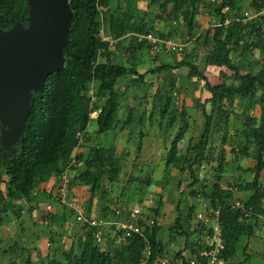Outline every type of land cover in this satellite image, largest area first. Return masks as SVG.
Listing matches in <instances>:
<instances>
[{
    "label": "trees",
    "instance_id": "obj_1",
    "mask_svg": "<svg viewBox=\"0 0 264 264\" xmlns=\"http://www.w3.org/2000/svg\"><path fill=\"white\" fill-rule=\"evenodd\" d=\"M117 1V8L111 9V0H69L72 20L69 37L62 51L64 66L49 75L44 88L34 94L20 147L14 152L0 147V185H4V193L0 190V207L8 200L10 205L18 197L26 203L33 201L35 190L49 182H51L50 187L55 189L60 182L61 175L73 160L80 146V139L86 136L91 122L95 123L96 135L114 131L121 105V96L116 89V84L121 78L134 76L143 82L148 73L154 75L161 71L172 72L181 67H187L188 78L203 82L211 96L200 105L202 116L205 119L204 131L200 139L187 149L186 155L182 158L178 155L177 144L186 134L189 122L184 108L179 115L182 126L171 144L166 167L182 166V170L188 171L191 183L179 191L180 199L175 206L177 218L170 225V230L174 234L185 236V247L190 248L198 261L205 260L203 247L194 246L195 244L189 239L190 234L184 230L185 224L190 221L195 211L194 207H190L187 214L181 210V197L186 191L184 189L190 187L192 188L190 195L193 198L208 200L210 211L218 210V223L224 243V250L219 256L221 262L242 264L236 261L237 248L245 238L246 245L242 249L245 254L249 240L254 237L261 217H264V186L260 178V173L264 168V117L261 116L260 120L249 118L247 127L245 125V129L240 134L244 145L238 149V155L240 157L253 156L257 162L255 168L251 170L253 179L250 182L235 183L232 186L229 183L225 184L220 174L214 178V181H201L196 175L195 167L206 159L204 154L206 142L214 126L213 115L223 113L224 123L226 124L228 120L229 115L221 112L223 107L221 104L217 106V100L232 97L253 99L258 91L264 92V74L241 73L233 64L230 56L231 45L239 47L240 43L245 45L244 53L253 50L264 54V14L260 15L264 10V0L251 1L250 8L259 20L246 23L242 20L230 19L231 12L236 10L235 0H143L147 1L148 5L159 9L160 13L164 14L169 10V16L174 21H179L181 18L188 29L189 36L192 35L194 20L199 15L200 9L205 8L209 11V15L218 20L213 27L212 36L208 31L196 39L197 43L204 39L206 44L208 42L213 44L214 48L210 55L212 66L231 72L233 84L223 82L215 85L199 70L197 65L185 59L175 64H162L143 74L137 71L136 64L125 66L111 62L110 45L101 40V35L116 39L128 33L141 35L153 30L152 27H147L150 22L142 17L133 18L125 14L122 17L119 16L118 10L123 2L130 3L136 0ZM28 12L26 0H2L0 2V28L8 30L15 23L25 25ZM229 19L230 22L226 24ZM145 47L149 50L145 42H137L134 37L129 42L127 51L130 57L136 59L138 52ZM92 82L97 84L95 89L97 102L94 108L98 111L93 118L90 117L92 110L90 98L87 95ZM157 97L162 120L167 116L169 98L164 95H157ZM207 105L211 107L210 113L206 111ZM132 113V111L129 112L123 126H128L134 121ZM138 116L137 123L141 120L142 114ZM258 121L260 126L255 130L253 125ZM1 128L0 124V130ZM251 146L255 151L253 154L250 153ZM138 149L140 150V146ZM83 158L84 170L77 173L74 178H69L67 186L69 195L72 190L75 196L76 190L83 191L85 188L89 189L90 186L94 190H99L104 188L103 183L108 187L104 195H108L110 189L119 183L122 177L123 155H119L113 146L96 145L89 149L86 157L77 156L76 161L80 162ZM219 167L221 171V164ZM146 184L150 185L149 179ZM180 185L179 182L178 186ZM234 188L238 191L249 192L247 200L242 201L243 208L236 211L231 208L234 200L232 189ZM157 203L159 207L162 205L160 200ZM62 207V216H66L67 213L74 214L73 209H69L66 205ZM119 207L123 212L128 210L123 205ZM108 211L109 209L105 208L101 218L108 219L110 213L114 214V211L110 210L109 213ZM153 212L156 216L159 215V209ZM245 213L247 216L244 215ZM50 219L60 222L61 225L64 222L63 218L60 219L56 215L51 216ZM150 219L153 224L149 223ZM79 224L81 225L80 233L75 236L70 250L63 255V259L68 264H114L118 262L120 264H156L165 254L164 246L159 241L161 226L156 218L152 219L148 216L146 223H140L143 227L142 235H131L124 238L122 232H118L115 239L118 240L119 246L113 249L110 248L108 239H106L104 248L96 242L98 228L88 224ZM199 249L202 252H199ZM181 253L176 254L177 259L181 264H187L189 260L181 256ZM30 257L29 254L27 264L31 263ZM52 264L60 263L54 259Z\"/></svg>",
    "mask_w": 264,
    "mask_h": 264
},
{
    "label": "rangeland",
    "instance_id": "obj_2",
    "mask_svg": "<svg viewBox=\"0 0 264 264\" xmlns=\"http://www.w3.org/2000/svg\"><path fill=\"white\" fill-rule=\"evenodd\" d=\"M235 1L237 4L236 10L231 12L230 19L242 20L243 23L259 20V17L255 16V14L252 12V9L250 8L252 0ZM117 5V0H111V9H116ZM156 12H160V10L142 2H139L136 5L134 4V2L124 4L122 3L120 10H118L120 17H122L123 14L131 16L133 18H139V16H142L143 18L144 16L145 20H151L150 18H152ZM166 12H169V10ZM245 13H248L247 17L244 16ZM230 19L226 22V24L230 22ZM170 20L173 19L170 17ZM176 22L178 23V20ZM217 23L218 20L209 14H204L202 17L196 16V19L194 20V29L191 36H189L188 29L184 26L181 18H179V24L176 26V28L172 27L171 25L169 33H167V28H163L162 25L158 26L155 33L158 34L161 40L170 39L176 43L181 42L183 44H185L186 42V37L189 38V42L190 39L192 40L190 43L185 45L184 50L181 53H172L166 49H163L162 55L159 56L158 54V59L152 60L149 50L145 47L140 52H138L136 59H133L132 57H130V54L127 51L129 42L131 41L132 37L124 35L122 37L114 39L115 43L109 49V58L111 62L124 64L125 66L136 64L137 70L141 74L147 73L149 69L155 68L162 64H175L185 59L188 62L197 65L199 70L206 75V77L212 84H222L223 82H226L227 84H233L234 80L232 79L230 71L216 68L210 64V55L214 48L213 44L211 42H208V44H206V41L204 39H202L200 43L196 42V39L199 36L204 35L208 31L211 32L212 36L213 27ZM151 25L152 24H148L147 27H151ZM250 39L254 40L252 38ZM244 46V43H240L239 47H234L231 45L230 56L233 64L239 69L241 73L250 72L254 75L261 73L264 74V54L253 50L251 52L244 53ZM101 59L102 61H104L103 58ZM140 61H142V64H140V66H137ZM147 76L149 77L143 82H140L137 77H123L116 84V89L121 96V112L117 113V119L124 112L127 113V116L130 111L133 112L132 114L134 121H132L130 126L127 127V131H116V135L113 136H111L112 131H110L108 132L110 133V135L106 137H99L96 136L95 133V123L91 122L88 126V131L91 134H89L88 138L86 136L81 138L80 144H83V142H89V139L91 138H94V140H90V142H119L117 140L118 137L125 139L122 142L128 143L156 141L167 142L165 144H168L169 142L165 157V159H167L171 144L179 134V129L182 126L179 115L184 108L187 114L189 128L186 134H184V137L182 139L183 141L181 140L182 142H178L177 148L180 158L186 155L187 149L200 139V136L204 131L205 119L202 116L200 105L204 102L205 99L210 98L211 95L207 92L203 82L196 81L194 78H188L187 67H181L180 69L172 72L161 71L154 75L148 73ZM93 87H97V84H92V88ZM157 95H164L168 96L169 98L167 116H165L162 120L160 119V108L158 106ZM219 99L217 100L216 104L217 106L221 104L223 107V111L221 112H225L229 115L227 123H224L225 118L223 113L213 115L214 126L211 128V134L208 138V141L206 142L207 144L204 154L206 159L199 166H196L195 170L196 175L201 177V179H199L201 181H214V178L220 174L225 184L229 183L233 186L238 181H251L253 179L252 175L251 178H243L241 180L237 178V174L231 173L236 171L238 173L242 172L241 169L238 168L240 167L239 160L241 159L238 155V149L244 145V140L240 138V134L245 129V125L247 124V120L249 118L256 119V116L258 117L259 108L262 109V112L260 118H257V120H260L261 116L264 117V92L261 90L258 91L253 99H243L240 97H232L228 99L224 98L222 100ZM210 110V105H207L206 111L210 113ZM139 114H142V118L137 123ZM252 114H254L255 116L253 117ZM258 122L253 125V129L256 130L259 128L260 122ZM249 130H251V128ZM103 144L105 145V143ZM147 149L148 154H151V148ZM138 151L139 154H145L143 148H140V150L138 149ZM85 152H87V150H85ZM132 152L135 154L136 149L129 148V146H125V148H123L122 154L124 153L125 155H123L124 165L122 169V177L120 179V182L114 185L112 189H110L111 191L108 193V195H104V191H106L108 187L107 185H105V183H103L104 188H100L99 190H94L91 188V186L89 189L85 188L83 191H77L76 189H74L76 190L75 196L72 195L74 191H71L72 193L70 192L71 194L69 195V199H72L73 201L71 202L75 207L74 211L78 210L81 212H84L83 208L86 209V205H88L87 201H90L89 210L93 212L94 216H97L95 218H98V216L103 213L104 206H106V204L108 203V206H111L112 208L122 205L127 208L132 206L133 203L131 204L130 201H132V196H137H135L134 192V190H136V194H138L139 197L142 198L141 201H139V205L143 207L146 206L149 218H156L159 226H161L160 238L164 249L166 247L168 250H172V255L164 254L163 258H167L171 262L172 260H174V263L178 264L180 263V260L177 259L176 254L180 251V248L186 242V238L183 235L174 234V232L170 230V225L177 218L175 206L180 195L179 191L180 189L189 186V184L191 183L189 179V173L186 172L184 175H180L179 177H173L172 172H169V174H166V176L161 180H155V182L161 183L164 190L167 191H159V188H161V186H159L155 191L150 188L149 193H143L142 189L145 188V183H147L146 173H144L143 171V175H140L138 174V171L136 169V172L134 171V168H136L138 164H141L142 166H148V164L137 162L135 163V161L129 160L131 157L130 154ZM253 153H255L254 149ZM236 156L237 158H235ZM147 159L148 158L146 157L145 160ZM251 162L253 163L252 165H254L252 169H254L257 165V162L255 159H252ZM78 163V172L83 171L84 159L80 160V162ZM220 164L222 168L221 171L219 167ZM147 170L148 169H146V171ZM68 174L70 177L71 172L69 171ZM169 175L172 177H170ZM140 178H142V181L140 180ZM260 178L264 186V168L260 173ZM149 181L150 183H152L154 179H149ZM179 182L181 183L180 186H178ZM132 189L133 193L131 191ZM184 190L186 191L181 199H183L184 196L185 199H183L181 205L185 210V214H187V211L191 207V205L189 204L193 199V197L190 195V193L192 192V188L189 187ZM238 193L239 192H237L234 197L241 202V194ZM158 200H160L162 203L160 207L157 203ZM150 201H153L152 205H149ZM21 206L22 204L16 206L17 208H19V211L21 210ZM54 207L55 210H59L61 208V205L59 207L58 205H55ZM194 207L195 211L192 213L190 221L185 224L184 230L186 233L190 234L189 239L191 240V242L193 240L195 244L194 246H196L197 244L194 240H196L197 237L201 236L200 230L198 228L199 221L196 217V214L199 212V210H204L205 207L203 201L202 203H199V205H195ZM132 208L130 207V209ZM156 209H159L158 216H156L153 212V210ZM206 209L210 211L211 207L207 206ZM43 213L44 210H42V206H38V208L34 207L32 216L33 218L37 219L40 218ZM6 216L8 217V213L6 214ZM74 216V214H70L68 220H66V222L60 226V229H62L63 233L62 235H64L65 237L64 241H61V246L67 251L73 244L72 237L74 236V233L76 231L75 227L78 225ZM161 217L163 219L162 222H160ZM1 218L3 217H0V221H3V223L5 224L3 226L7 228V234H3L2 236L5 237L3 239L4 242H6L7 238H10L11 236V238H13V241H17V239H15V234L20 229V221L17 220L16 222L15 216H13L12 214H9V220ZM28 227L29 228L25 229L27 233H30L33 230L32 225H29ZM58 227H56L55 230H59ZM201 244L202 241H200V246ZM5 245L6 243H3L2 246H0V254H2L1 248H3ZM243 245L244 243L242 242L237 248L238 258L243 249ZM6 246H8L11 250L9 252L10 258H5L4 261H2V264H27V252L25 250H21L19 247H17V244H7ZM200 251L202 252L201 249H199V252ZM165 252L167 253L166 250ZM190 254V258L193 257L191 259L196 258L195 255H193L192 253ZM30 259V264H33L37 260L36 255L31 256ZM43 264H45V262H43ZM62 264L68 263L66 262ZM114 264L120 263L118 262Z\"/></svg>",
    "mask_w": 264,
    "mask_h": 264
},
{
    "label": "crops",
    "instance_id": "obj_3",
    "mask_svg": "<svg viewBox=\"0 0 264 264\" xmlns=\"http://www.w3.org/2000/svg\"><path fill=\"white\" fill-rule=\"evenodd\" d=\"M139 2L146 3L148 5L147 1H143V0H136V1H134V4L136 5ZM123 4H124V2H123ZM165 13L166 14L163 15V13L156 12L154 14V16L152 18H150L151 20H148L150 22L148 24H152L151 25V27L153 28L152 32L155 33V31L157 30V27L162 25L163 28H167V33H169L171 25H172V27L176 28V26L179 24V21L177 23L174 20H170V16L168 14L169 12H165ZM204 14L205 15L209 14V11L206 10L205 8L200 9V13H199L198 16L202 17ZM158 15H160L161 17H157ZM139 17H142V16H139ZM143 18H144V16H143ZM126 35L127 36H131L132 37L131 40H133V38L135 37V39L137 41V36L139 34H130V33H128ZM155 35L157 37H159L157 33H155ZM105 37L108 38V40L112 42V45H114V43H115L114 39H111V38H109L107 36H105ZM187 40H189V38L186 37V42H187ZM164 41L172 42V43H175V44H183L181 42L180 43H176V42H174V41H172L170 39H165ZM191 41L192 40L190 39V42ZM186 42H185V44H186ZM190 42H188V43H190ZM112 45H110V47ZM163 49H166L169 52H171L166 45L163 46ZM149 53H150V50H149ZM162 53L163 52H160L159 56L162 55ZM140 64H142V61H140L137 64V66H140ZM151 69H153V68H151ZM151 69H149V70H151ZM130 77H132V76H130ZM148 77L149 76L146 75L144 80H146ZM120 107H119L118 113L121 112ZM261 112H262V109L259 108V114H258V117L256 116V118H260ZM252 115H253V117L255 116L254 114H252ZM126 118H127V113L126 112L122 113V115L120 117H118V123L115 126L114 131L111 132V136L116 135V131L117 132H123V130L127 131V127L130 126V125H128V126L124 125L123 126V122L126 120ZM89 134H91V133H89V131L87 130V134H86L87 138L89 137ZM108 135H110V133H105V134L96 135V136L106 137ZM90 140H94V138L89 139V142H83V144H80V146L77 148V150H76V152L74 154V157H73L75 162H74L73 165H71V168H70V172H71L70 178H74L77 175V173H79L78 172L79 163L76 161L77 156L83 155L84 157H86V155L88 154L89 149L91 147L95 146V145H100V146L102 145V146H105V147L113 146L115 148L116 152L119 155H125L124 153L122 154V150H123V148H125V146H129V148L136 149L135 154L133 152L130 154L131 157H130L129 160L135 161V163L136 162L137 163H145V164H148V166H146V165L142 166L141 164H138V166L136 168H134V171L136 172V170H137L138 174H140V175H143V171H144V173H146V176H147L146 180L147 179H151V180L154 179V181L152 183H150V185H147L145 183V188L142 189L143 193H147V192L149 193L150 192V188H152L155 191L157 189V187H159V186H161V188H159V191H161V192L167 191V190H164V188L162 187L161 183L155 182V180H161L163 177L166 176V174H169V172H172L173 177H179L180 175H184L186 172H188V171L182 170V166H178V168H174V167L169 168V166L166 167V159H165V157H166V152H167V148H168L169 142H168V144H165L167 142H156V141H152V142H150V141L149 142H135V143L130 142V143H128V142H122L125 139L119 138V137L117 138V140L119 142H90ZM189 142H190V140H189ZM103 143H105V145ZM139 146H140V148H143V151H145V154H141V153L139 154L138 153L139 152L138 151V147ZM145 148H146V150H145ZM147 148H151V150H150L151 154H148V149ZM253 149H254L253 146H251L250 147V153L251 154H253ZM85 150H87V152H85ZM157 152H159V153H157ZM137 154H138V156H137ZM144 157L145 158L147 157L148 159L145 160ZM240 158H241L239 160L240 161L239 162V166L240 167H238V166L237 167L240 168L242 172L238 173L236 171V172H232L231 174H233V173L237 174V178L241 179V180L243 178L244 179L251 178L252 175H253V172L251 170H252V167H254V165H252L253 163L251 162L252 159H254L253 156H251V157H240ZM132 163H134V162H132ZM146 169H148V170L146 171ZM170 177H172V176H170ZM198 178L201 179L200 176H198ZM140 180L142 181V178H140ZM248 182H250V180L249 181L248 180L247 181H241V182L238 181L237 183H248ZM50 183L51 182H49L47 184H43L37 190H35V192L33 193V201H31L29 203H26L25 201L21 200L18 197L10 205L8 204V202H9V200H8L0 207V217L1 216L3 217L1 219L9 220L10 219L9 218V214H12L13 216H15V221L17 222V220H19L20 221L19 224H21L19 231H17L16 234H15V239H17V241H13V238H11L12 237L11 236L10 238H7L6 242H4L3 239L5 237H2V236H3V234H5V235L7 234V228H5L3 226V225H5L3 223V221H0V223H1L0 224V246H2L3 243L4 244L6 243V245L7 244H12V245L17 244V247H19L21 250H25L27 252V256L29 254L31 256L36 255L37 260L33 264H43V262H45V264H52V260H54V259L58 260L60 264L66 263V261L63 259V255H65L67 250L64 249L61 246V241H64V239H65L64 235H62L63 234L62 233V229H60L61 223L60 222H54L52 219H50V217L53 216V215L54 216L56 215L60 219L63 218L64 222L62 224H64L66 222V220H68V218L70 216V213H67L66 216H62V213H63V207L62 206H65V205H62L59 210H57V209L55 210L54 206L58 205V207H59L60 205L58 203L54 202L52 200V198L44 191V189L46 190L48 187L51 186ZM0 190L4 193V185H0ZM131 191L133 193V189ZM232 191H233V198H234L233 201L238 200V199H236L234 197V195L237 192H239L241 194L242 201L243 200L244 201L247 200L249 192L238 191L236 188L232 189ZM134 192H135V196L136 195L137 196L136 197L132 196V201H130V202H131V204L132 203L133 204H132V206H130L131 208L137 206V204H138V206H141V205H139V201H141L142 198L139 197L138 194H136V190H134ZM72 195H74V193H72ZM184 197H183V199H185ZM179 199H180V195H179L178 200ZM183 199H182V201H183ZM70 200L72 201V199H70ZM202 201H203L204 207H205L204 210L207 211L206 208H207V206L210 205L208 200H204L202 198H193L189 205H191V207H194L195 205H199V203H202ZM152 203H153V201H150L149 205H152ZM19 204H22V206L20 207V209H21L20 211H19V208L16 207ZM47 204H51L52 208H53L52 213H50V214L46 213V209L45 208H46ZM87 204L88 205H86V209L83 208V210H84L83 213L87 217H94V218L97 217V216H94L93 212L89 210L90 201ZM108 205H109V203L106 204V206H104V209L108 208L109 211L110 210L113 211L114 207L112 208L111 206H108ZM129 205H130V203H129ZM38 206H42V210H44V213L42 214V216L40 218L36 219V218H33L32 214L34 212V207L38 208ZM72 206H73V204H72ZM67 207L69 209L75 210L74 206L73 207L67 206ZM130 207L128 209H130ZM141 207L144 210L147 211V209H146L147 207L146 206L145 207L141 206ZM148 207H150V206H148ZM187 208H185V209H187ZM181 210L183 212H185V210H184L182 205H181ZM77 211L78 210L74 211V215H76ZM109 211H108V213H109ZM201 211L199 210V212H201ZM7 213H8V217L6 216ZM103 214H104V210H103V213L100 216H98V218L103 217L102 216ZM197 214H196V216H197ZM110 217L112 218V214L111 213L108 216V218H110ZM163 218H164V216H163ZM162 220L163 219L161 217L160 218V222H162ZM33 224H35V225H33ZM77 224L78 225L75 227L76 231L74 233V236L72 237V243H73V240H74L75 236L80 233L81 225L79 223H77ZM29 225H32L33 230L30 233H27L25 228H29L28 227ZM56 227H58L59 230H55ZM160 235H161V231L159 232V241L162 243ZM107 239L109 240L108 243H110L109 246H110L111 249L118 247V245H119L118 240L112 239V238H107ZM192 242H193V240H192ZM242 242L244 243V245H243V247H244L246 245V239L243 238ZM22 243H23V245H22ZM185 244H186V242L180 248L179 252H182L181 256H183L186 260H190L191 258H193V257L190 258V255H191L190 253H192V252H191L190 248L185 247ZM6 245L3 248H1L2 249L1 253L2 254H0V264H2V261H4L5 258H8V259L10 258L9 252L11 250ZM105 245H102V247L104 248ZM165 250L167 251V253L165 252V254L172 255V252H171L172 250H168L166 247H165ZM236 261L238 263L242 262V264H264V223L260 222L259 226L257 227V229L255 231L254 237L251 238L249 240V242H248V248L245 251V254H243V252L241 251L239 258L237 257ZM225 264H227V263H225ZM228 264H230V263H228Z\"/></svg>",
    "mask_w": 264,
    "mask_h": 264
},
{
    "label": "water",
    "instance_id": "obj_4",
    "mask_svg": "<svg viewBox=\"0 0 264 264\" xmlns=\"http://www.w3.org/2000/svg\"><path fill=\"white\" fill-rule=\"evenodd\" d=\"M26 3L25 25L0 28V147L9 152L21 145L34 94L64 66L62 51L72 20L69 0Z\"/></svg>",
    "mask_w": 264,
    "mask_h": 264
},
{
    "label": "built area",
    "instance_id": "obj_5",
    "mask_svg": "<svg viewBox=\"0 0 264 264\" xmlns=\"http://www.w3.org/2000/svg\"><path fill=\"white\" fill-rule=\"evenodd\" d=\"M214 1V0H211ZM264 14V10L261 11L260 15ZM245 17L248 16V13L244 14ZM101 40L103 42H108L109 45H112V42L108 40L104 35H101ZM137 42H145V45L150 50V57L152 60H156L158 54L163 51V46H167L172 53H181L184 50L185 45L189 42L187 40L186 44H175L172 42H167L161 40L155 35L154 32L150 31L137 36ZM92 82L89 85L87 95L90 98V108L92 110L90 117L93 118L97 115L98 111L94 108L97 98L95 95L96 87L92 88ZM74 159L71 161L67 170L61 175L60 182L55 189L52 187L47 188L46 193L52 198V200L59 205H66L69 207L72 206V202L69 199V192L67 186L69 184V169L71 165L74 164ZM233 210H239L243 208V204L239 200H235L231 204ZM46 213H52V205H46ZM114 214L112 218L103 219V218H94L87 217L81 211H77L75 215V220L79 223L88 224L91 227H96L99 229L96 235V242L100 245L106 244L107 238L115 239L118 232H122V237L128 238L131 235H142L143 227L140 225L141 222L146 223L148 221L147 211L144 210L141 206H136L132 209H128L123 212L119 206L113 208ZM247 216V213L244 214ZM197 219L199 221L198 228L200 230L201 236L197 237L195 243L200 246V241H202L201 246L204 249L203 255L205 260H197L196 258L189 260L187 264H221L219 256L224 250V243L222 240V232L218 223V210L216 211H206L202 210L197 214ZM261 222L264 223V217H261ZM150 224H153V221L149 220ZM156 264H175L172 263L167 258H161ZM178 264H181L178 263Z\"/></svg>",
    "mask_w": 264,
    "mask_h": 264
}]
</instances>
